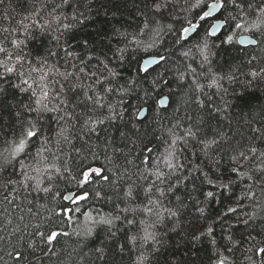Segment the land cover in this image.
Here are the masks:
<instances>
[{"label":"snow or ice","instance_id":"snow-or-ice-1","mask_svg":"<svg viewBox=\"0 0 264 264\" xmlns=\"http://www.w3.org/2000/svg\"><path fill=\"white\" fill-rule=\"evenodd\" d=\"M0 264H264V0H0Z\"/></svg>","mask_w":264,"mask_h":264},{"label":"trees","instance_id":"trees-1","mask_svg":"<svg viewBox=\"0 0 264 264\" xmlns=\"http://www.w3.org/2000/svg\"><path fill=\"white\" fill-rule=\"evenodd\" d=\"M253 103H255V101H253ZM62 242L69 248V250L71 249V245L73 243L71 239L65 238V240Z\"/></svg>","mask_w":264,"mask_h":264}]
</instances>
